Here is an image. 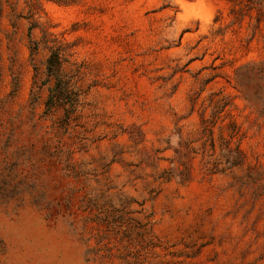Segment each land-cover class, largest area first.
Here are the masks:
<instances>
[{"label": "rangeland", "instance_id": "374dc122", "mask_svg": "<svg viewBox=\"0 0 264 264\" xmlns=\"http://www.w3.org/2000/svg\"><path fill=\"white\" fill-rule=\"evenodd\" d=\"M23 1L0 19V264H264V0ZM44 31L82 72L70 126L32 97Z\"/></svg>", "mask_w": 264, "mask_h": 264}, {"label": "trees", "instance_id": "16d2710c", "mask_svg": "<svg viewBox=\"0 0 264 264\" xmlns=\"http://www.w3.org/2000/svg\"><path fill=\"white\" fill-rule=\"evenodd\" d=\"M22 0H0V19L3 17L6 8L10 9L8 14L10 19L14 20L13 25L17 27V20L23 19L24 16L21 13ZM43 0H24L23 3L31 10L42 9ZM38 26H31L29 28L28 38L31 43V55H37L40 51V43L36 42L32 38L33 29ZM43 44L45 49L48 50V57L45 64V76L44 80L40 82L38 79L39 70L36 69L34 87L36 88L32 92V97L36 100L40 99L42 90L44 87L48 89V96L44 101L46 112L53 114L57 110H63L65 116L66 126H70L75 119L79 116L80 110L83 108V100L87 95V92L83 88L82 84V72L77 68L76 64L70 60L71 55L67 54L66 50L57 45L56 41L51 39V35L47 32H43ZM53 44V45H51ZM204 132H208L210 137V143L212 149L215 148V137L211 126L207 121L203 122ZM230 138H234L231 135ZM221 139H224L221 135ZM162 179L167 182L174 179L173 171H165Z\"/></svg>", "mask_w": 264, "mask_h": 264}, {"label": "bare ground", "instance_id": "6f19581e", "mask_svg": "<svg viewBox=\"0 0 264 264\" xmlns=\"http://www.w3.org/2000/svg\"><path fill=\"white\" fill-rule=\"evenodd\" d=\"M183 1V0H182ZM188 6V5H187Z\"/></svg>", "mask_w": 264, "mask_h": 264}]
</instances>
